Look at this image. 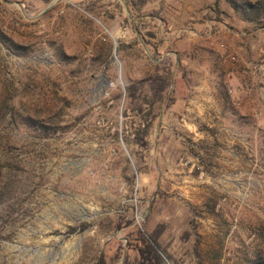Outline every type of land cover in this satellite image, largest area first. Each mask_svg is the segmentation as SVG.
<instances>
[{
	"label": "rangeland",
	"instance_id": "obj_1",
	"mask_svg": "<svg viewBox=\"0 0 264 264\" xmlns=\"http://www.w3.org/2000/svg\"><path fill=\"white\" fill-rule=\"evenodd\" d=\"M256 1L0 0V264H134L138 231L161 224L164 264H264V14L244 8ZM194 28L241 91L201 133L165 110L200 75L203 53L190 74L167 53ZM157 68L173 86L147 119V87L125 90Z\"/></svg>",
	"mask_w": 264,
	"mask_h": 264
},
{
	"label": "crops",
	"instance_id": "obj_2",
	"mask_svg": "<svg viewBox=\"0 0 264 264\" xmlns=\"http://www.w3.org/2000/svg\"><path fill=\"white\" fill-rule=\"evenodd\" d=\"M203 25L201 23V26ZM150 35L151 37L153 36V34ZM249 35L251 34L246 36ZM201 39V32L198 28H194L190 31V35L183 36L181 40H173L172 49L167 52L168 55L174 56L176 61L179 54L187 57L185 60L181 58V66L183 67V64L187 65L188 74L191 73V68L195 65L190 56L191 52L195 50L197 52L198 50L199 54L203 53L205 55L203 61L197 60L198 65L196 66L200 75L197 77L196 82L190 81L189 84V82L183 81L182 89L174 92V96H171L170 105L165 109H170L172 116L177 115V125L183 127L189 133L214 131L213 127H215L217 119L221 116L226 117V115L236 113V106L239 103L238 97L241 93L238 89L239 77H237L234 70H224L223 68L221 70L223 75H217L218 70L214 68H216V64L222 68V63L225 59L223 55H219L216 61L211 60L208 46L203 47L199 44ZM227 45L229 46L230 44L227 43L225 47H228ZM216 52L220 53L221 51L213 50L211 53ZM172 86L173 83H171L170 89H172ZM245 90H248V88L245 87ZM169 93L172 95L173 92L170 91ZM164 128L165 124L159 122L158 129L164 130Z\"/></svg>",
	"mask_w": 264,
	"mask_h": 264
},
{
	"label": "trees",
	"instance_id": "obj_3",
	"mask_svg": "<svg viewBox=\"0 0 264 264\" xmlns=\"http://www.w3.org/2000/svg\"><path fill=\"white\" fill-rule=\"evenodd\" d=\"M146 0H139L140 4H144ZM234 9L237 10L236 5L233 4ZM244 8L248 13L255 12L256 15L260 13L264 14V0H257L253 5L251 3H246ZM0 42L4 43L3 40ZM172 72L166 68H157L154 76L149 79L141 80L136 83L130 84L126 87V97L130 100H135L137 98V92L141 87L146 86L148 89V101L149 110L146 113L147 119L154 117V106L158 103H162L166 96L165 93L171 84ZM139 112H142L141 107L138 108ZM151 121V120H150ZM151 127V122H147L144 128L139 129L135 134V142L141 147H146L145 138L148 136L149 129ZM165 227L163 224L158 225L151 233L146 234L138 231V236L135 238L136 243L134 244L137 257L134 264H164L162 256H167L165 252L161 249L159 244V238L161 237ZM96 264H111L108 263L102 254ZM126 264H130L128 261ZM133 264V263H131Z\"/></svg>",
	"mask_w": 264,
	"mask_h": 264
}]
</instances>
